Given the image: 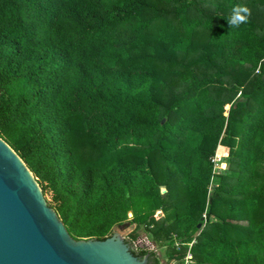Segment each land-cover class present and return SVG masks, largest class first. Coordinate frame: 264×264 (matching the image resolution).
Returning <instances> with one entry per match:
<instances>
[{
	"label": "trees",
	"instance_id": "16d2710c",
	"mask_svg": "<svg viewBox=\"0 0 264 264\" xmlns=\"http://www.w3.org/2000/svg\"><path fill=\"white\" fill-rule=\"evenodd\" d=\"M203 2L0 0V137L72 238L264 264V0Z\"/></svg>",
	"mask_w": 264,
	"mask_h": 264
},
{
	"label": "water",
	"instance_id": "95a60500",
	"mask_svg": "<svg viewBox=\"0 0 264 264\" xmlns=\"http://www.w3.org/2000/svg\"><path fill=\"white\" fill-rule=\"evenodd\" d=\"M147 262V255L135 256L116 233L103 240L72 238L31 170L0 137V264Z\"/></svg>",
	"mask_w": 264,
	"mask_h": 264
},
{
	"label": "rangeland",
	"instance_id": "374dc122",
	"mask_svg": "<svg viewBox=\"0 0 264 264\" xmlns=\"http://www.w3.org/2000/svg\"><path fill=\"white\" fill-rule=\"evenodd\" d=\"M214 1L215 0H204L203 5L206 7L209 6L208 8H210V7L212 8V7H214ZM227 107L228 106H226V108ZM218 158H217V160L219 161ZM219 166L215 170V174H219V172L221 171ZM216 180H217L216 177L212 178L211 184H215ZM160 190H161V192L165 191L163 187H161ZM134 227H135L134 223H131V221L126 220L120 225H115L112 229V233H116V234L120 235L122 238H124V240L127 241L128 234H129V232H131L134 229ZM137 232H138V237L136 240L133 241L134 247H146L149 249H154L157 253L159 260H160V264H171V262H168L166 259L165 247H158L153 242V240H151L150 235L142 227L138 228Z\"/></svg>",
	"mask_w": 264,
	"mask_h": 264
},
{
	"label": "built area",
	"instance_id": "2783aa9c",
	"mask_svg": "<svg viewBox=\"0 0 264 264\" xmlns=\"http://www.w3.org/2000/svg\"><path fill=\"white\" fill-rule=\"evenodd\" d=\"M217 158H218L217 155L214 156V158H213V161H214V172L218 168V166L220 165V163H222V160H223V158H218L219 159V161H218ZM204 216L205 215L203 214V217ZM194 241L195 240L193 239V240H191L190 242L187 243L188 249H187L186 253L184 254V256L180 259V261L173 260L171 262V264H193L194 263V257H193V254H192L191 250H190V247H191V245L193 244ZM174 244L176 246L179 245L177 241H175Z\"/></svg>",
	"mask_w": 264,
	"mask_h": 264
},
{
	"label": "clouds",
	"instance_id": "9594fccd",
	"mask_svg": "<svg viewBox=\"0 0 264 264\" xmlns=\"http://www.w3.org/2000/svg\"><path fill=\"white\" fill-rule=\"evenodd\" d=\"M246 8L234 9V15L227 21L229 24H238L246 20V15H240V12L247 13Z\"/></svg>",
	"mask_w": 264,
	"mask_h": 264
},
{
	"label": "flooded vegetation",
	"instance_id": "af4514ba",
	"mask_svg": "<svg viewBox=\"0 0 264 264\" xmlns=\"http://www.w3.org/2000/svg\"><path fill=\"white\" fill-rule=\"evenodd\" d=\"M127 243H128V245L130 246V248L132 247V245L128 242V241H126ZM148 264H150V262L148 261L147 262Z\"/></svg>",
	"mask_w": 264,
	"mask_h": 264
},
{
	"label": "crops",
	"instance_id": "0c3cea01",
	"mask_svg": "<svg viewBox=\"0 0 264 264\" xmlns=\"http://www.w3.org/2000/svg\"><path fill=\"white\" fill-rule=\"evenodd\" d=\"M222 162H223V160H222ZM224 163V162H223ZM219 168H221V167H219Z\"/></svg>",
	"mask_w": 264,
	"mask_h": 264
}]
</instances>
